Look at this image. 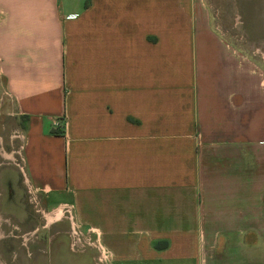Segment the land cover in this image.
I'll use <instances>...</instances> for the list:
<instances>
[{
    "label": "crops",
    "instance_id": "1",
    "mask_svg": "<svg viewBox=\"0 0 264 264\" xmlns=\"http://www.w3.org/2000/svg\"><path fill=\"white\" fill-rule=\"evenodd\" d=\"M0 101L7 210L54 219L0 264H264L263 75L205 0H0Z\"/></svg>",
    "mask_w": 264,
    "mask_h": 264
},
{
    "label": "rangeland",
    "instance_id": "2",
    "mask_svg": "<svg viewBox=\"0 0 264 264\" xmlns=\"http://www.w3.org/2000/svg\"><path fill=\"white\" fill-rule=\"evenodd\" d=\"M205 2L209 9L213 27L241 55L248 57L258 66L264 80V0H205ZM0 103V132H2V125L8 122L9 128L6 129V126L4 133H9V129H15L14 125L16 124L11 122V120L9 122L8 116H6L4 103L3 101H0ZM1 139L2 146L7 149L8 145L6 144L8 139L4 137H1ZM13 145L14 149H16L15 143H13ZM0 163L2 165L0 166L1 222L6 218L13 227L12 235L14 236L16 233L19 236L23 235L21 240H23L26 246H29L32 242H36L40 235V231L43 229V225H45V228L49 227L48 224H45L46 221L52 222L54 219L48 218L49 212L42 213V208L39 206V198L37 199L31 192H27L24 186L21 196L18 192L11 193V198L9 199V201L22 204L23 207L14 210L15 212L7 210L8 204L5 205L8 201L6 179H12L9 177V168L13 165H18V167H20L21 161L19 155L15 154L14 159L3 160ZM22 217H27V222H24L25 231L27 232L24 233L18 231L20 230V224H18V222ZM3 227L5 226L2 225V228ZM69 232H71V230ZM71 242L73 243V241ZM91 242L93 241L91 240ZM76 244H78L77 246H79L80 249L87 246L83 238L76 241ZM96 263H98V261Z\"/></svg>",
    "mask_w": 264,
    "mask_h": 264
},
{
    "label": "built area",
    "instance_id": "3",
    "mask_svg": "<svg viewBox=\"0 0 264 264\" xmlns=\"http://www.w3.org/2000/svg\"><path fill=\"white\" fill-rule=\"evenodd\" d=\"M42 213H44V212H42ZM60 213L65 218L71 220L70 209L68 207H64L62 209V212H60ZM70 226H71L70 227V230H71V232H70V238H71V241H73V243L71 242V247L72 248H77L79 246H77L78 244H76V241H79L80 238H82V233H81V230H79V228H77L76 225H74L73 221L71 222ZM84 242H85L86 245L92 244V245H94L95 247L98 248V245L97 244L95 245L94 242H91L90 240H85Z\"/></svg>",
    "mask_w": 264,
    "mask_h": 264
}]
</instances>
